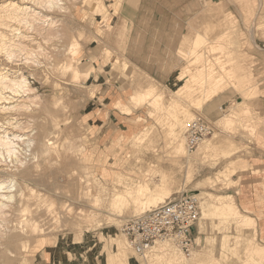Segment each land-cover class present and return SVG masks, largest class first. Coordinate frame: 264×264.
Returning a JSON list of instances; mask_svg holds the SVG:
<instances>
[{"label":"bare ground","instance_id":"obj_1","mask_svg":"<svg viewBox=\"0 0 264 264\" xmlns=\"http://www.w3.org/2000/svg\"><path fill=\"white\" fill-rule=\"evenodd\" d=\"M80 1L94 10L95 15L102 16V21H106L103 25L106 29H117L109 23L110 13L104 0ZM232 1L238 3L245 12L242 15L244 25L249 23V14L255 9L253 0ZM119 4L121 6L120 2ZM208 5L210 9H216L213 5ZM58 9L65 13L70 10L66 6V0H0V264H21L26 261L30 256L28 243L33 241L37 251L45 245L48 234L52 231L59 233L64 229L72 230L75 233L72 240L75 241L77 251L78 243H89L94 239L91 234L105 226L110 229L98 236L106 242L100 253L104 257V264H225L232 260L240 264H264V244L258 240L257 220L244 213L238 203L215 204L208 198L211 196L210 189L205 193L201 191L213 182L211 177H204L205 171L216 168L223 159L230 158L221 168L227 178L246 169L245 161H238V157L233 158L239 149H243L242 143L231 134L225 135L213 130L196 149L190 150L185 133L193 118L204 115L199 113L200 110L209 113L215 109L217 103L212 100L221 89L232 93L238 91L245 100L239 101L231 109L227 108L217 120L218 124L233 134H236L240 127L248 128L251 130V137L258 130L259 122L245 120L254 110L251 98L254 91H258V86L247 85L240 89L232 85L233 79L224 80V74L229 72L228 78L237 77L240 84L249 82L251 78H248V73L254 70L252 61L250 60L248 65H239V76H236L235 70L228 69V65L225 66L223 60H220L225 55H238V58H245L247 55V51L243 49L245 39L236 14L227 10L224 5L217 8L215 20L205 25L204 32H198L194 38L195 47L191 56L196 54V60L174 77V81L180 84L176 90L170 91L169 97L159 89L156 79L146 73L141 74L128 103L119 100L114 104L117 110L128 115L147 105L148 113L155 116L156 123L167 131V148L172 149L179 158L178 163L164 164L159 160L161 152L158 145L161 143V135L155 133L154 126L135 129L134 125L142 121L136 117L132 119L131 133L127 136L122 134L117 139L112 154L115 156L123 146L128 147L127 157L132 158L129 167L141 169L146 175L154 179L157 177L158 180L155 182L154 179H137L125 173L115 172L111 180L103 181L101 177L107 178L108 171L102 160L101 163L100 160L96 161L92 150L85 152V144H75L72 140H67L68 137L66 140L64 138L65 142H60L61 124H68V120L61 114L52 113L48 123L40 122L38 117L33 115L38 109L30 108L29 100L36 102L40 95L24 69L26 66L34 67L30 74L38 78L39 68L44 66L42 58L48 53V42L54 40L60 32L65 31L69 37L65 47V54L69 57L61 68L60 78L68 76V85L84 87V101L98 86L93 84L92 87H86L82 84L96 80L97 74L103 72L104 67L118 61L112 48L109 49L106 45L102 47L104 58L100 66L93 64V58L81 60L87 30H80L77 26L78 35L74 33L75 30L66 32L60 27L58 16L53 15L52 11ZM103 26L100 29H103ZM217 26H220L222 31L219 38L217 37L219 40L212 41L210 35ZM106 29L101 30L105 35ZM95 39L101 40L97 32ZM207 42L211 43L207 48L214 52L213 57L224 54L213 59V66L221 68L212 76L206 71L212 60H208L206 53L202 52ZM53 49L56 56L61 55L63 50L59 44H53ZM185 51V48L179 49L178 60L181 62H184ZM22 59H25L23 67ZM18 61L21 64H17ZM89 63L90 65L86 66ZM188 67L203 69L199 75L190 78L187 76L190 71ZM122 73L126 77L129 74L134 75L136 68L132 65ZM142 83L146 85L143 86ZM63 98L56 97L52 101V105L60 111L67 107ZM63 151L68 154L78 151L80 155L85 153L80 157L83 164L78 167L81 170L79 176L75 175L76 168L74 173H71L73 188L69 192L61 191L64 188L58 189L57 184L51 186L48 181L53 176L56 179L58 171L55 165L58 164ZM117 161L126 160L121 156ZM91 162H96L95 164L101 167L99 174L90 172ZM47 164L53 167H46ZM238 182V179H231L233 185L239 184ZM189 185L191 189L187 191ZM186 191L197 194L200 202V233L196 237V250L187 256L172 240L166 239L157 241L144 255L138 254L121 229L127 216L139 215ZM62 196L66 197V200H61ZM207 224L211 226L209 229L222 226L225 232L238 233L202 235ZM70 252L71 250L68 251V256L77 255Z\"/></svg>","mask_w":264,"mask_h":264},{"label":"rangeland","instance_id":"obj_2","mask_svg":"<svg viewBox=\"0 0 264 264\" xmlns=\"http://www.w3.org/2000/svg\"><path fill=\"white\" fill-rule=\"evenodd\" d=\"M104 1L106 5L108 6L107 9H108V12L110 13L109 23H111V25H113L115 22L118 23L121 19L125 18L124 17V14H126L124 10L125 5L131 6L129 0H104ZM131 1L134 2V0H131ZM191 1H192L191 3L193 4H189V5H192L193 9L186 10V18H185L184 24L178 27V30L176 31L177 40L175 42L163 41L159 43H156V42L154 43L152 41H143L140 37H138V39L137 38L135 39L134 37L133 41L117 43V42L112 41L111 35L109 34L110 32L113 33L114 30H112V28L108 30L106 29L107 28L106 26H103L105 25L106 21L105 20L102 21V16L95 15L94 10H91L86 4L83 5V3L80 0H77V1L66 0V6L68 9H70V10L67 9L68 10L67 13L63 12L62 9H58L52 12H54L53 15L58 16V18L60 19L59 23L61 24L60 27L66 30V32L75 30L74 33L78 35L79 28H77V26L80 27V30H84V31L85 29L87 30V36L84 37V41H83L85 42V46L81 53L82 55L81 60L84 61L88 58H93V64L100 66L102 64L101 62L102 58H104L102 54L103 53L102 47L106 45L109 49L112 48L113 53H115V56L118 58V61L117 63H115L116 65L113 63H109L106 67H104L103 72H101L102 76L98 78L97 80L92 79L82 84L86 87L88 86L92 87L94 85L98 86V89L95 90L93 94L88 95V98H86L84 101L83 97L86 94L85 92L86 89H84V87L78 88L72 85H68L67 84V82H69L68 76H65L64 78H60L61 68L64 65L65 60H67V58L69 57L68 55L65 54L66 53L65 47L69 42L68 35L65 34V31H62L59 33V35L55 37L54 40L49 41L48 45L46 42L43 41L44 44L49 46L48 48L49 55L47 53L45 55L46 57L44 56L42 58V65H44L42 67L44 68L40 67L38 71L40 72L41 76L38 75V78H35L33 75L30 74L31 69H34V67L26 66L24 69L25 74L30 78L33 86L37 88V92H38L37 94L40 95L39 99L36 102H34L33 100H29V104L31 105L30 108L38 109V111L33 113V115H35L36 118L38 117L37 118L38 121L48 123L49 117L52 113L61 114L62 117L64 119L66 118L69 123L66 124V122H62L61 124L62 132L59 137L60 142L61 143L65 142L66 137H68L67 140H72V142H74L75 144L76 142L79 143V145L85 144L87 148V151L85 152L92 150L93 152H95V156H97L98 158L104 150L102 151L99 148L93 146L92 141L90 139L88 127L83 126L81 123V115L85 113L86 111H88L91 101L96 99L97 95L99 97L103 93L102 86L100 85V83L102 81H105L107 83H111L112 81L113 82L119 81V84L122 85V87H126L128 89V92L131 94L133 93L135 87L137 86L139 79H141L140 78L141 74L144 75L147 73L146 75H150L156 79L159 89L164 91L167 97H169L168 94L170 93V91L176 90L180 84L174 81V77L177 75V73H179L180 70L190 65L197 58L196 54L191 56L193 52V48L195 47V43H194L195 36L197 35L198 32H204L205 25L215 20L214 14L216 13V11H218L217 8L220 7L221 5H224L227 10L233 12L234 15L236 14L235 17L238 19V22L240 23V28L242 29L243 37L245 39L243 49L247 51V55L245 58L243 57L238 58V55H225L220 60H223L222 62L224 63L225 66L228 65L227 67L228 69H234L236 72L235 74L236 76H239L238 72H240L239 70L240 67L238 66L242 64L248 65L250 60L252 61V65L254 69L248 73V78L249 77L251 78L249 82L240 84L239 83L240 80L237 77L228 78L229 72H226L224 74L226 76L224 80L233 79L231 82L233 83L232 85L238 86V88L240 89H242L243 86H247V85H250V86L257 85L258 86V91L257 90L254 91L255 93L254 95H252V98H251L252 100L251 103H252L254 110L253 112L249 113L247 117H245V120H247L248 122L253 121V123L259 122V127L255 135L251 137V130L248 128L245 129L243 127H240V130L236 134H233L231 133V131L224 130L221 127V125L218 124L217 120H219V118L224 114V112H226L227 108L231 109V107L237 105L239 101L245 100L243 96L238 94V91L236 93H232V92H229V90H222V89L219 90L216 98L212 100L213 102L217 103V105L215 106V109L213 111H210L209 113L203 110H200L199 113L201 114L203 113L204 117H206L210 122L212 121L211 123H212V126L214 127L213 128L214 131H219L225 135L231 134L232 136H234V138L237 141H240L242 143L241 148L243 149H239L235 153L233 158L238 157L236 158L238 159V161H245L244 160L245 153H248L249 151H251L252 143L256 140L259 133H264V0H253L255 9L252 11V14H249L248 22L251 23L250 25L249 23L247 24L245 23L244 25L242 15L243 13L245 14V12L240 8V5L238 3L233 2L232 0H191ZM119 2L121 3V6ZM208 4L213 5L212 7H215L216 9H210V7H208L209 6ZM152 13L153 11H150V14H146L144 16H147L148 18H150L149 20H151V18H153V15H154V13L153 14ZM170 16H173L175 18L177 17L176 15H174V11L171 13ZM254 19H256V21H254ZM102 26H103V29L107 30L105 31L106 35L104 34L103 31H101L103 29H100V27ZM112 27L115 29V25H113ZM252 28H253V32H251ZM221 31L222 30L220 26L215 27V30L210 35L212 41L219 40L218 36L221 33ZM95 32L99 34V37L101 39L100 41L98 39L97 40L95 39ZM172 34H173L172 28L167 27L166 37H170ZM132 35L134 34L131 32V36ZM53 44H59L62 47L63 50L61 51L62 53H60L61 55L56 56V53L54 52V49H53ZM155 44H157L159 48L154 49ZM210 45L211 43L207 42L206 46L203 47L202 52L206 53V55L208 56L207 58L208 60H212L211 65L207 69L205 67L209 75L212 76L214 73L217 72V70H219V68H221V66L220 67L218 66L217 68L213 66L214 64L213 59H215L216 57H220L221 55H224V54H220L216 57H213L214 52L210 51V48H207ZM181 47L185 48L186 50L185 55H184V62L183 61L181 62L178 60V55H179L178 52H179V49H181ZM119 49L120 51H118ZM156 51H159V52H156ZM45 58L47 59V61ZM22 60L23 61H21V63L22 62L23 63L21 66L23 67L25 66L24 65L25 59H22ZM131 60H133V63ZM145 60L147 64H151V66L155 67V73H148L146 71H142L146 69V67H144L142 64V62H144ZM44 61L47 63H44ZM19 63L20 61H18L17 64ZM47 64H49V66ZM89 65L90 63L86 66H89ZM132 65L135 66L136 73L134 75L129 74V76L126 77L122 72H124L126 69H128ZM16 66H20V65H16ZM188 69H190V71L188 72L187 76L191 78L192 76L196 77L197 75H199L202 72L201 70L203 68L202 67H196V68L188 67ZM221 72L224 73V71H221ZM55 76L57 78H55ZM101 78L103 79L102 81L100 80ZM224 80H223V83H224ZM142 85L144 86L146 85V83H142ZM83 91H84V94H83ZM61 96L64 97L63 101L66 103L67 107L66 109L60 111L52 105V101H54L56 97H61ZM79 102L81 103V105ZM219 106L223 109L219 108ZM39 110L41 112H39ZM148 111H149V107L147 105L136 110L137 113L135 112V114L133 115V118L138 117V118H141L142 121L138 125H134L135 128L139 130L142 128L145 129L148 126H154L155 133L161 135V143L158 145L160 152H161L159 156V160L164 164H171V165L177 164L179 158L176 157L172 149L167 148V143L169 141V138L167 136V131L162 129L160 125L156 123L157 121L155 120V116L154 117L151 116L148 113ZM40 114L42 116H40ZM128 151H129L128 147L123 146L122 150H118L115 153L116 157L111 152L109 161H107L106 164L109 167L117 166L118 169H112V176L110 177H107V178L101 177L103 181H105L106 179L111 180L114 177L115 172L125 173L137 179L138 178L143 179V180L154 179L146 175L144 171L141 169L129 167V163L130 161H132L131 160L132 158L127 157ZM84 155L85 153H82L80 155L79 151L74 154L72 153L68 154V152L63 151L61 154L62 157L58 160L59 161L58 164L55 165V169L58 171V173L55 175L56 179L54 178V176L50 178L48 180L50 182L49 184H51V186L52 185L54 186L55 184H57L58 189L60 188L61 190V188L62 189L64 188V190H61V191L69 192L73 188V184H72L73 179H72L71 173H74L73 170L76 168L77 174L75 175L79 176V173H81V170L78 169V167L81 164H83L82 163L83 161L81 162L80 157ZM121 156L125 158L126 160L125 162L117 161L118 157H121ZM227 160H230V158L223 159L216 168L206 170L204 177L207 176L209 173L214 174L216 169L219 167L223 168L225 166L224 163ZM108 162H113L114 165ZM50 166L51 165H48V164L46 165V167H50ZM124 166L131 168V169L130 170L124 169L123 168ZM89 168L92 174H99L101 167L91 162L89 163ZM49 169L51 168H48V170ZM238 172L235 174H232L230 178L231 179L237 178L236 174H238ZM155 178L156 179H154V181L156 182L158 178L157 177ZM56 181L59 183H57ZM225 183L227 182L224 180L218 183L216 193L218 194H225V193H232V192L234 193L237 190L238 185H239V184L233 185L232 183H231L232 185L231 184L226 185ZM187 189H188L187 191H189V189H191V185H189ZM207 189L211 190L210 192L211 196H209L208 198H211L210 200H212L214 198L213 195L215 193V192H212V189H213L212 187L207 186L205 187V189H201V191L205 193L207 192ZM65 198L66 197L62 196L61 200H66ZM129 215L130 216H127V219L132 217L131 214ZM251 218L255 219L253 216H251ZM108 229L110 228L105 226V227L100 228L97 231H94L91 234V235H94L93 237L94 239L91 240L87 244L82 243V242L78 243L79 248L77 249V251L75 250V244H74L75 241L72 240V238H74V235H75V233H73L72 230L64 229L63 232L60 231L59 233H55L54 231H52L51 233L48 234L46 243L41 249H38L37 251H35V247H34L35 243H33V241H30L28 243L27 250L29 251L30 256L26 258V261H22L21 264H79L80 260L78 258H82L83 256H87L88 258L87 260H89L90 264L96 263L95 260L97 256H99V260H98L99 264H103L104 257L100 253H102L101 252L102 247L103 245H105L106 242L104 240H100L101 238L99 237L101 233L108 231ZM214 229L220 230V231L224 230L222 226L218 228H214ZM214 229H211V230H214ZM196 248L197 246L195 243L194 250H196ZM70 250H71L70 253H75V254L77 253V255L68 256V251ZM29 254H26V255H29ZM43 257H44V260H43ZM225 264H240V263L236 260H232Z\"/></svg>","mask_w":264,"mask_h":264},{"label":"crops","instance_id":"obj_3","mask_svg":"<svg viewBox=\"0 0 264 264\" xmlns=\"http://www.w3.org/2000/svg\"><path fill=\"white\" fill-rule=\"evenodd\" d=\"M129 1L131 6H124L126 13L124 14L125 18L121 19L118 24H113L115 25V28H117L116 30H118H114L116 34L113 32L111 35V39L116 38L115 40H112L114 42L133 41L134 37L135 39L140 37L143 41H152L154 43L163 41L175 42L177 40L176 31L178 30V27L184 24L186 10L193 9L192 5H189L193 4L191 3V0ZM150 11H153L154 13L151 20H149L150 18L147 16H144L146 14H150ZM173 11L174 15L177 16L176 18L170 16ZM167 27L172 28L173 34L170 37H166ZM131 32L134 35L131 36ZM157 48H159V46L155 44L154 49ZM131 61L133 63V60ZM142 64L144 67H146V69L142 71L155 73V67L151 66V64H147L146 60L142 62ZM101 74L102 73L98 75V78L102 76ZM100 80L102 81L103 79L101 78ZM100 85L102 86L103 93L99 97L97 95V98L91 101L88 111L81 115V123L83 126L88 127L93 146L99 148L102 151L104 150L102 152L103 154L101 153L98 158L95 156V159L96 161L100 160V163L102 160L104 167L108 171V177H110L112 176V169H118V167H109L106 163L109 161V157L111 156L112 149L115 147L117 139L122 134L127 136L131 133V126H133L132 119L136 110L133 114L128 115L121 113L115 108L114 104L117 101L120 100L128 103L130 96L128 89L126 87H122V85L119 84V81H112L111 83L102 81ZM244 160L247 163V167L236 174L237 178H235V180H239V185L234 193H216L218 183L220 181H226V185L231 184V178H227L225 176L223 169L219 167L216 169L214 174L209 173L207 175L213 179V182L209 183L210 187L213 188L212 191L215 192L213 195L214 198L211 201L215 204H223L228 202L236 203L237 201L240 209L243 212L250 214L257 220L258 240L264 243V133H259L256 140L252 143L251 151L245 153ZM108 163L113 164V162ZM123 168L128 170L131 169L125 166ZM210 227L211 226L207 224L205 227L206 230L202 233V235H207V233L210 235H222L224 233L236 232H225L215 229L211 230L209 229ZM199 233L200 229L197 225L194 229L195 238L197 235H199ZM237 233L238 232L235 234ZM78 259L80 260L79 264H90L89 260H87V256H83L82 258ZM98 260L99 256L95 260L96 263H93L99 264Z\"/></svg>","mask_w":264,"mask_h":264},{"label":"built area","instance_id":"obj_4","mask_svg":"<svg viewBox=\"0 0 264 264\" xmlns=\"http://www.w3.org/2000/svg\"><path fill=\"white\" fill-rule=\"evenodd\" d=\"M213 132L211 122L197 115L187 125L186 137L190 150L196 149ZM201 209L197 194L184 192L139 215L126 220L122 232L131 247L144 255L159 240H172L186 255L195 248L194 229L198 225Z\"/></svg>","mask_w":264,"mask_h":264}]
</instances>
